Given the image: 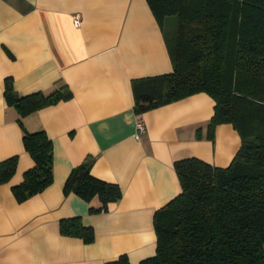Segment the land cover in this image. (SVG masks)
<instances>
[{
	"label": "crops",
	"instance_id": "1",
	"mask_svg": "<svg viewBox=\"0 0 264 264\" xmlns=\"http://www.w3.org/2000/svg\"><path fill=\"white\" fill-rule=\"evenodd\" d=\"M165 24L147 0H0V161L17 156L15 173L0 182V264H105L121 254L138 264L155 252L156 210L180 191L174 162L230 163L241 139L229 123L208 135L214 100L207 93L134 110L132 81L173 70ZM7 79L23 95L60 84L72 95L20 124L4 97ZM138 120L145 130L135 138ZM24 130L51 138L53 179L19 202L11 186L33 163ZM87 156L93 175L121 189L106 211L90 212L86 200L63 191ZM72 216L93 228L92 242L60 232V220Z\"/></svg>",
	"mask_w": 264,
	"mask_h": 264
},
{
	"label": "trees",
	"instance_id": "2",
	"mask_svg": "<svg viewBox=\"0 0 264 264\" xmlns=\"http://www.w3.org/2000/svg\"><path fill=\"white\" fill-rule=\"evenodd\" d=\"M156 19L174 17L172 72L134 79V110L142 113L197 92L213 100L207 133L229 123L241 144L230 163L219 167L198 157L174 162L180 191L156 210L155 252L138 264H264V0H147ZM66 84L49 91L17 93L10 79L4 97L20 117L71 97ZM21 124V121H20ZM33 163L11 186L19 202L53 179V143L44 130L22 135ZM17 156L0 161V182L15 173ZM91 156L74 166L63 185L106 211L120 187L91 172ZM94 201L97 203L95 205ZM60 232L92 242L91 226L80 216L61 219ZM105 264H131L126 254Z\"/></svg>",
	"mask_w": 264,
	"mask_h": 264
},
{
	"label": "rangeland",
	"instance_id": "3",
	"mask_svg": "<svg viewBox=\"0 0 264 264\" xmlns=\"http://www.w3.org/2000/svg\"><path fill=\"white\" fill-rule=\"evenodd\" d=\"M164 29H165V33H166L168 40L171 42L172 35L175 29L174 17H170L167 19Z\"/></svg>",
	"mask_w": 264,
	"mask_h": 264
},
{
	"label": "built area",
	"instance_id": "4",
	"mask_svg": "<svg viewBox=\"0 0 264 264\" xmlns=\"http://www.w3.org/2000/svg\"><path fill=\"white\" fill-rule=\"evenodd\" d=\"M78 21H79V14H75L74 15V22L77 23ZM144 130H145V128H144L143 123L140 120H138L135 123V131L133 132V136L135 138H138L140 133H142Z\"/></svg>",
	"mask_w": 264,
	"mask_h": 264
}]
</instances>
